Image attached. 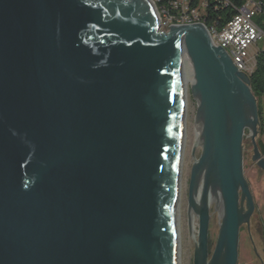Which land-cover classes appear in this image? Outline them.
<instances>
[{
    "label": "water",
    "instance_id": "water-1",
    "mask_svg": "<svg viewBox=\"0 0 264 264\" xmlns=\"http://www.w3.org/2000/svg\"><path fill=\"white\" fill-rule=\"evenodd\" d=\"M169 27L151 0H0V264H178L182 52L197 102L193 264H237L255 208L246 130L264 172L257 99L201 24Z\"/></svg>",
    "mask_w": 264,
    "mask_h": 264
},
{
    "label": "rangeland",
    "instance_id": "rangeland-1",
    "mask_svg": "<svg viewBox=\"0 0 264 264\" xmlns=\"http://www.w3.org/2000/svg\"><path fill=\"white\" fill-rule=\"evenodd\" d=\"M258 20V16L254 17V21ZM264 32V31H263ZM264 47V39L259 41L254 50L259 52ZM183 60V72L182 80L185 82V106H184V138L182 148V159L180 168V180H179V194L177 205V261L178 264H193V246L192 239H188V226H187V206H188V193H189V180L190 173L193 166V158L191 151L194 145V141L198 137V132L195 129L194 118L197 112V102L193 99L191 92V82L189 76L191 74V68L189 60L184 52H182ZM261 100V99H260ZM263 138L259 134L257 140L261 141ZM260 152L263 153V148L260 147ZM201 154V146L197 145L193 151L194 159H198ZM252 144L248 137V131H245V137L243 139V174L245 180L248 182L251 194H253L256 202V210L251 216L249 222V235L247 226L242 225L239 231V243H238V261L237 264H261L260 260L264 264V174L258 172L256 165L251 161ZM264 158V157H263ZM215 203H211L209 206V256H211L219 231L217 223V211H214ZM214 211V212H213ZM213 212V213H212ZM212 213V214H211ZM194 218V216H193ZM194 221V219H193ZM220 223V218H219ZM194 239L196 241V234L198 230V219H195ZM194 231V229H193ZM255 251L259 258L256 256Z\"/></svg>",
    "mask_w": 264,
    "mask_h": 264
},
{
    "label": "built area",
    "instance_id": "built-area-1",
    "mask_svg": "<svg viewBox=\"0 0 264 264\" xmlns=\"http://www.w3.org/2000/svg\"><path fill=\"white\" fill-rule=\"evenodd\" d=\"M159 21L160 29L169 26L201 24L208 32L212 44L220 46L229 55L234 66L247 76L256 68V57L264 54V47L256 52L255 45L264 39V32L254 22L260 11V0H245L235 7L229 0H151ZM234 8V16L221 27L218 19L209 17L208 10L218 11L221 7Z\"/></svg>",
    "mask_w": 264,
    "mask_h": 264
},
{
    "label": "trees",
    "instance_id": "trees-1",
    "mask_svg": "<svg viewBox=\"0 0 264 264\" xmlns=\"http://www.w3.org/2000/svg\"><path fill=\"white\" fill-rule=\"evenodd\" d=\"M235 7H240L244 4L245 0H229ZM261 1V8L260 11L257 13L258 20L254 21L256 25L264 31V0ZM209 17L218 19L219 25L224 26L235 14L234 8L230 6H224L221 4V7L218 11H212L211 9L208 10ZM255 16V17H256ZM250 88L257 99L258 103V111L260 117V135L264 133V124L262 120L261 108H260V99L264 98V54L259 52L256 57V68L255 71L250 76ZM257 144L260 150L261 141L257 140Z\"/></svg>",
    "mask_w": 264,
    "mask_h": 264
},
{
    "label": "bare ground",
    "instance_id": "bare-ground-1",
    "mask_svg": "<svg viewBox=\"0 0 264 264\" xmlns=\"http://www.w3.org/2000/svg\"><path fill=\"white\" fill-rule=\"evenodd\" d=\"M190 68H191V66H190ZM191 70H192V68H191ZM189 81L190 82H192L193 81V72L191 71V74H190V76H189ZM183 86H184V90H186L185 89V82H183ZM201 186H202V178L200 179V181H199V183H198V186H197V191H196V203L198 204L199 203V196H200V192H201ZM194 223H195V219H196V216H194ZM193 229H194V233H195V230H196V228H195V224H194V226H193ZM196 237H197V234H196ZM178 258V257H177ZM177 263H178V261H177Z\"/></svg>",
    "mask_w": 264,
    "mask_h": 264
},
{
    "label": "crops",
    "instance_id": "crops-1",
    "mask_svg": "<svg viewBox=\"0 0 264 264\" xmlns=\"http://www.w3.org/2000/svg\"><path fill=\"white\" fill-rule=\"evenodd\" d=\"M259 104H260L262 120H263V124H264V98H261ZM262 136H263V138L261 140V145H262V148H263V153H261V154L264 157V133H263Z\"/></svg>",
    "mask_w": 264,
    "mask_h": 264
},
{
    "label": "flooded vegetation",
    "instance_id": "flooded-vegetation-1",
    "mask_svg": "<svg viewBox=\"0 0 264 264\" xmlns=\"http://www.w3.org/2000/svg\"><path fill=\"white\" fill-rule=\"evenodd\" d=\"M255 164V163H254ZM257 168V167H256ZM257 170H258V172H260L261 174H264V172L263 171H260L258 168H257ZM252 197H253V201H254V205H255V210H256V202H255V198H254V196H253V194H252ZM254 210V211H255Z\"/></svg>",
    "mask_w": 264,
    "mask_h": 264
}]
</instances>
